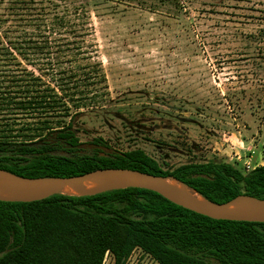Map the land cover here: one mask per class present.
Returning a JSON list of instances; mask_svg holds the SVG:
<instances>
[{
    "label": "trees",
    "instance_id": "16d2710c",
    "mask_svg": "<svg viewBox=\"0 0 264 264\" xmlns=\"http://www.w3.org/2000/svg\"><path fill=\"white\" fill-rule=\"evenodd\" d=\"M92 1L3 0L0 170L37 179L125 169L173 177L216 204L264 200V163L246 174L216 161L162 170L138 149L80 153L79 119L108 96L87 41ZM136 248L158 264H264V223L215 221L141 189L0 202V264H102L106 253L124 264Z\"/></svg>",
    "mask_w": 264,
    "mask_h": 264
},
{
    "label": "rangeland",
    "instance_id": "374dc122",
    "mask_svg": "<svg viewBox=\"0 0 264 264\" xmlns=\"http://www.w3.org/2000/svg\"><path fill=\"white\" fill-rule=\"evenodd\" d=\"M90 14L108 96L79 119L80 153L138 149L162 170L264 163V0H96ZM124 264L158 263L136 248Z\"/></svg>",
    "mask_w": 264,
    "mask_h": 264
},
{
    "label": "water",
    "instance_id": "95a60500",
    "mask_svg": "<svg viewBox=\"0 0 264 264\" xmlns=\"http://www.w3.org/2000/svg\"><path fill=\"white\" fill-rule=\"evenodd\" d=\"M125 189L153 192L175 206L215 221L264 223V200L240 195L216 204L173 177L103 169L77 177L28 179L0 170V202L5 203H31L57 195L91 197Z\"/></svg>",
    "mask_w": 264,
    "mask_h": 264
},
{
    "label": "built area",
    "instance_id": "2783aa9c",
    "mask_svg": "<svg viewBox=\"0 0 264 264\" xmlns=\"http://www.w3.org/2000/svg\"><path fill=\"white\" fill-rule=\"evenodd\" d=\"M253 169H254V168H252V170H253ZM250 171H251V170H250ZM250 171H248V172H250ZM248 172H247V173H248Z\"/></svg>",
    "mask_w": 264,
    "mask_h": 264
},
{
    "label": "crops",
    "instance_id": "0c3cea01",
    "mask_svg": "<svg viewBox=\"0 0 264 264\" xmlns=\"http://www.w3.org/2000/svg\"><path fill=\"white\" fill-rule=\"evenodd\" d=\"M263 164V163H262ZM262 164H260L259 166H261Z\"/></svg>",
    "mask_w": 264,
    "mask_h": 264
}]
</instances>
